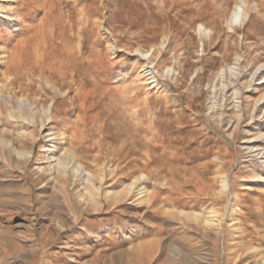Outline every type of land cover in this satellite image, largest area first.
Returning a JSON list of instances; mask_svg holds the SVG:
<instances>
[{
  "label": "rangeland",
  "instance_id": "1",
  "mask_svg": "<svg viewBox=\"0 0 264 264\" xmlns=\"http://www.w3.org/2000/svg\"><path fill=\"white\" fill-rule=\"evenodd\" d=\"M262 66L264 0H0V264H264Z\"/></svg>",
  "mask_w": 264,
  "mask_h": 264
},
{
  "label": "bare ground",
  "instance_id": "2",
  "mask_svg": "<svg viewBox=\"0 0 264 264\" xmlns=\"http://www.w3.org/2000/svg\"><path fill=\"white\" fill-rule=\"evenodd\" d=\"M244 21V18L242 17V14H241V12H240V10H239V8L238 7H234L233 8V11H232V13H231V16H230V19H229V21H228V25L229 26H233L235 23H242ZM242 25V24H241ZM204 30V29H203ZM205 31V30H204ZM259 67V66H258ZM261 69H263L264 70V66H262V68ZM145 71V70H144ZM255 78L253 77V79H252V83L254 84V83H256V81H258V83H256L257 85H260V84H264V77L263 78H261V77H259V76H257V73H255ZM264 76V75H263ZM153 78V77H152ZM151 78V79H152ZM255 85V84H254ZM252 87V86H251ZM26 126V125H25ZM45 127V124H43V123H41V126H40V130H42L43 128ZM31 128V127H30ZM48 136H50V135H48ZM18 137H20V135H18ZM12 147H14V143L13 142H11V140H7V139H5V138H3V137H0V148H1V151H7L8 149L9 150H11V148ZM48 148V147H47ZM50 148V147H49ZM49 148H48V150H46L45 152H47V153H49L51 150H49ZM14 149V148H13ZM15 150V152L17 153V159H23V158H25L26 157V155H28L29 154V152L28 151H26V152H20L19 153V150H17V149H14ZM18 153H19V156H18ZM49 157V159H51V161H50V164L51 163H53V169L56 171V172H59V173H62V174H67L68 173V170H69V163L70 162H66V161H60V160H58V159H54L53 157L54 156H50V155H48ZM69 157L71 158V160H74V156H73V154L71 155H69ZM16 159V160H17ZM22 162V161H21ZM71 170V169H70ZM74 173V172H73ZM69 174H70V172H69ZM223 183V182H222ZM224 185V184H223ZM138 194V193H137ZM139 194H141L140 192H139ZM215 223H218V219L216 218V216H213V217H209L208 218V220L206 221V224L208 225V226H210V227H214V224Z\"/></svg>",
  "mask_w": 264,
  "mask_h": 264
}]
</instances>
